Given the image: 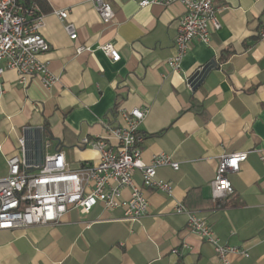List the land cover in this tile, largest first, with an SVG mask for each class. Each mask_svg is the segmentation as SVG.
Returning <instances> with one entry per match:
<instances>
[{
	"label": "crops",
	"instance_id": "obj_1",
	"mask_svg": "<svg viewBox=\"0 0 264 264\" xmlns=\"http://www.w3.org/2000/svg\"><path fill=\"white\" fill-rule=\"evenodd\" d=\"M34 2L50 46L39 58L58 80L50 88L37 77L22 85L15 70L4 72L0 177L7 176L6 159L16 153L19 136L30 158L59 150L70 168L96 163L98 151L79 141L104 136L116 105L148 108L139 125L143 161L164 153L179 167L156 169L172 195L144 188L148 211L136 221L97 204L84 215L70 209L53 224L0 230V264H222L212 245L187 229L186 216L173 211L178 202L202 216L221 242L247 250L246 257L229 255L230 264H264V0H216L220 28L211 30L208 43L194 41L177 70L166 61L184 12L178 2L139 7L112 0L115 16L106 25L91 0ZM59 10L67 11L76 39ZM107 44L118 60L100 48ZM79 46L85 49L77 53ZM206 63L211 68L193 88L189 78ZM46 130L51 147L43 151L39 138ZM233 152L247 157L226 175L232 193L213 201L220 156ZM133 177L141 184L138 171ZM183 243L188 248L173 254Z\"/></svg>",
	"mask_w": 264,
	"mask_h": 264
},
{
	"label": "built area",
	"instance_id": "obj_2",
	"mask_svg": "<svg viewBox=\"0 0 264 264\" xmlns=\"http://www.w3.org/2000/svg\"><path fill=\"white\" fill-rule=\"evenodd\" d=\"M112 0H91L102 24H109L115 13ZM139 7L153 4L167 6L178 2L184 12L179 19L174 42V54L166 64L172 70L179 68L181 59L187 54L194 41L208 43L211 30L221 24L218 19L216 0H130ZM69 38L76 39V30L69 22L66 10L56 11ZM43 17L38 13L34 0H0V96L3 94V75L7 69L17 73L19 84L26 85L30 77H37L45 88H50L58 78L39 56L49 50V43L40 29ZM264 36V32H260ZM100 48L112 60L120 55L109 44ZM84 46L76 48L80 53ZM148 112L147 107H114L115 123H104L105 135L80 139L79 145L96 149V163L83 161L76 168L67 165L63 153L55 150L42 153L37 158L28 156L25 136L17 137L16 153L6 159L8 173L0 177V230L27 228L35 225L53 224L70 209L81 214L88 213L97 204L106 210L122 209L126 220L136 221L146 215L148 200L144 188L172 195V185L157 178L159 166H170L177 170L178 162L169 155H154L149 162L142 159L144 135L139 125ZM40 149L51 147L48 137L40 136ZM246 152H233L220 156L214 179L211 183L213 201L232 193L233 188L227 173L239 170L245 161ZM138 171L141 184L134 180ZM128 190V196L123 195ZM173 211L186 216L187 229L212 245L216 257L222 264H230L229 255L248 256L246 249L223 243L215 235L205 219L196 211L178 202ZM188 248L183 243L172 253L180 256Z\"/></svg>",
	"mask_w": 264,
	"mask_h": 264
},
{
	"label": "water",
	"instance_id": "obj_3",
	"mask_svg": "<svg viewBox=\"0 0 264 264\" xmlns=\"http://www.w3.org/2000/svg\"><path fill=\"white\" fill-rule=\"evenodd\" d=\"M211 63H206L201 67V69L197 70L188 80L189 84L195 88L204 78L207 71L211 68Z\"/></svg>",
	"mask_w": 264,
	"mask_h": 264
},
{
	"label": "trees",
	"instance_id": "obj_4",
	"mask_svg": "<svg viewBox=\"0 0 264 264\" xmlns=\"http://www.w3.org/2000/svg\"><path fill=\"white\" fill-rule=\"evenodd\" d=\"M230 52H232V51H229L228 54H229ZM228 54H226V56H227ZM45 128H46V127H45ZM46 129H47V128H46ZM45 135H46L45 137H48V138H49V134H48L47 130H46V132H45ZM49 139H50V138H49Z\"/></svg>",
	"mask_w": 264,
	"mask_h": 264
}]
</instances>
